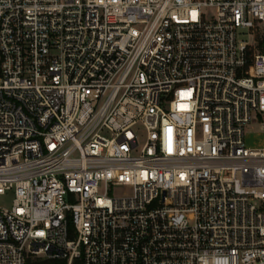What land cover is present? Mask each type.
I'll list each match as a JSON object with an SVG mask.
<instances>
[{
	"label": "built area",
	"instance_id": "obj_1",
	"mask_svg": "<svg viewBox=\"0 0 264 264\" xmlns=\"http://www.w3.org/2000/svg\"><path fill=\"white\" fill-rule=\"evenodd\" d=\"M12 190L0 264H264V0H0Z\"/></svg>",
	"mask_w": 264,
	"mask_h": 264
},
{
	"label": "rangeland",
	"instance_id": "obj_2",
	"mask_svg": "<svg viewBox=\"0 0 264 264\" xmlns=\"http://www.w3.org/2000/svg\"><path fill=\"white\" fill-rule=\"evenodd\" d=\"M241 38L247 40L249 37L245 34L242 35ZM261 127H260V121H257L256 123L249 126L248 134H247V144L249 146H255L260 141V135H261ZM124 192L122 188H114L113 194L115 196H119ZM15 197L14 191H8L6 194L0 196V206L4 208L11 207L13 203V199Z\"/></svg>",
	"mask_w": 264,
	"mask_h": 264
},
{
	"label": "snow or ice",
	"instance_id": "obj_3",
	"mask_svg": "<svg viewBox=\"0 0 264 264\" xmlns=\"http://www.w3.org/2000/svg\"><path fill=\"white\" fill-rule=\"evenodd\" d=\"M193 15H195V14H193Z\"/></svg>",
	"mask_w": 264,
	"mask_h": 264
}]
</instances>
